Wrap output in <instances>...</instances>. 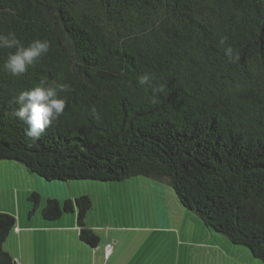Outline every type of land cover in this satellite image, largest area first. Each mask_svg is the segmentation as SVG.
Wrapping results in <instances>:
<instances>
[{
    "label": "trees",
    "instance_id": "trees-1",
    "mask_svg": "<svg viewBox=\"0 0 264 264\" xmlns=\"http://www.w3.org/2000/svg\"><path fill=\"white\" fill-rule=\"evenodd\" d=\"M9 33L50 48L21 77L0 70V161L45 181L166 184L264 264V0H0ZM14 51L0 49V65ZM145 73L151 86L138 83ZM41 81L70 90L64 114L33 141L13 101ZM27 200L38 208L37 192ZM91 206L87 196L48 199L40 214L54 222L76 210L79 239L95 247ZM15 222L0 213V264H16L3 248Z\"/></svg>",
    "mask_w": 264,
    "mask_h": 264
},
{
    "label": "crops",
    "instance_id": "crops-1",
    "mask_svg": "<svg viewBox=\"0 0 264 264\" xmlns=\"http://www.w3.org/2000/svg\"><path fill=\"white\" fill-rule=\"evenodd\" d=\"M18 188L8 176L15 226L3 248L16 264H250L252 255L208 230L177 200L169 186L143 178L103 184L33 181ZM40 196L36 210L25 199ZM87 196L86 228L100 239L95 247L79 239L77 211L54 222L41 217L48 199L60 203ZM106 246H109L106 255ZM248 256V257H247ZM256 260V259H254Z\"/></svg>",
    "mask_w": 264,
    "mask_h": 264
},
{
    "label": "clouds",
    "instance_id": "clouds-1",
    "mask_svg": "<svg viewBox=\"0 0 264 264\" xmlns=\"http://www.w3.org/2000/svg\"><path fill=\"white\" fill-rule=\"evenodd\" d=\"M225 40L226 38H221L220 44L223 45ZM3 48H14L15 51L8 54L7 59L0 65V70L13 77H21L27 73L29 67L35 66L48 53L50 44L47 40L34 39L24 46L14 33H9L7 36L0 35V49ZM225 54L230 59L233 58L230 47L225 49ZM235 58L238 59V56ZM150 80V74L145 73L139 77L138 83L151 86ZM69 90L65 84L41 81L29 89L21 90L14 97V115L25 126V137L33 141L39 140L41 135L60 119L66 106L62 94ZM165 90L164 84L156 89L159 93H164Z\"/></svg>",
    "mask_w": 264,
    "mask_h": 264
},
{
    "label": "rangeland",
    "instance_id": "rangeland-1",
    "mask_svg": "<svg viewBox=\"0 0 264 264\" xmlns=\"http://www.w3.org/2000/svg\"><path fill=\"white\" fill-rule=\"evenodd\" d=\"M24 174L27 175V177L30 179L31 177L34 179L33 181H40L44 186L48 185L45 184L43 181L39 180V178L32 174L27 168H25L23 165L18 164L16 162L11 161H0V213H8L7 210L9 208H14V203L11 198V188L8 186V176H12L11 181L15 186H18L20 189H24L25 187H31L35 185V183L27 184L26 179L24 178ZM91 183H97V184H103L100 182H91ZM25 204H30L27 199H25ZM240 249H243L242 251H248L247 248L240 246ZM246 253V252H244ZM246 255L249 256L251 263L250 264H263L259 260H254L250 257V255L247 253ZM247 256V257H248Z\"/></svg>",
    "mask_w": 264,
    "mask_h": 264
},
{
    "label": "built area",
    "instance_id": "built-area-1",
    "mask_svg": "<svg viewBox=\"0 0 264 264\" xmlns=\"http://www.w3.org/2000/svg\"><path fill=\"white\" fill-rule=\"evenodd\" d=\"M105 250H106V251H105V252H106V255H108V252H109V250H110V249H109V246H106V249H105Z\"/></svg>",
    "mask_w": 264,
    "mask_h": 264
}]
</instances>
